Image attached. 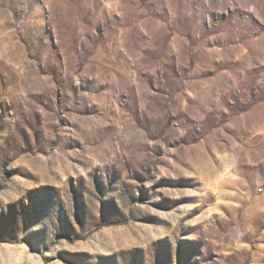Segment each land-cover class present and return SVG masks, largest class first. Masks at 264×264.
<instances>
[{
    "label": "rangeland",
    "instance_id": "374dc122",
    "mask_svg": "<svg viewBox=\"0 0 264 264\" xmlns=\"http://www.w3.org/2000/svg\"><path fill=\"white\" fill-rule=\"evenodd\" d=\"M0 264H264V0H0Z\"/></svg>",
    "mask_w": 264,
    "mask_h": 264
}]
</instances>
